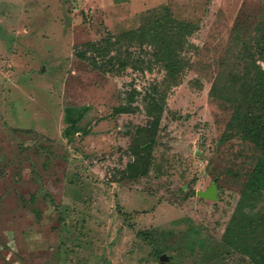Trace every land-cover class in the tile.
Returning <instances> with one entry per match:
<instances>
[{"label": "rangeland", "instance_id": "obj_1", "mask_svg": "<svg viewBox=\"0 0 264 264\" xmlns=\"http://www.w3.org/2000/svg\"><path fill=\"white\" fill-rule=\"evenodd\" d=\"M135 3L0 0V264H262L264 195L243 196L259 153L210 91L235 24L253 30L264 0ZM166 6L193 24L175 79L147 44L120 40ZM110 33L102 53L84 46ZM156 94L150 155L140 128ZM212 183L216 200L197 195Z\"/></svg>", "mask_w": 264, "mask_h": 264}, {"label": "trees", "instance_id": "obj_2", "mask_svg": "<svg viewBox=\"0 0 264 264\" xmlns=\"http://www.w3.org/2000/svg\"><path fill=\"white\" fill-rule=\"evenodd\" d=\"M146 21L138 28L125 31L120 40L129 43L140 41V45L147 44L150 54L159 63L166 76L172 79L182 72L189 58L183 53L194 47L189 36L193 33V24L186 20L176 18L170 7L162 10H150L147 12ZM244 26L236 23L232 31L231 44L228 50L232 55L224 61V68L217 74L210 91L211 98L219 99L232 108V115L228 123V129H236L241 138L250 142L258 151V157L254 162L253 169L245 184V197L264 195V19L254 26L251 31L243 32ZM119 38V37H118ZM116 39L110 33L99 42H87L84 46L102 53L105 45H114ZM117 40V39H116ZM86 51H78L77 55L89 60ZM233 58V67L229 68L226 63ZM226 64V67H225ZM147 113L152 118L149 127H141V131L147 132L155 137L157 128L167 104L164 96L156 94L149 97ZM132 105H120L114 108L116 114H128L132 112ZM151 138V137H150ZM154 139L144 150L151 148ZM140 152L136 147V154ZM149 162V161H148ZM149 172L146 166L143 174ZM258 226L260 239L258 241V252L260 262L264 264V219ZM261 231V233H260ZM235 236V229L229 226L225 237L226 241Z\"/></svg>", "mask_w": 264, "mask_h": 264}, {"label": "water", "instance_id": "obj_3", "mask_svg": "<svg viewBox=\"0 0 264 264\" xmlns=\"http://www.w3.org/2000/svg\"><path fill=\"white\" fill-rule=\"evenodd\" d=\"M197 195L203 198H210V199L216 200L217 199L216 184L212 183V185L208 189L197 191ZM171 259H172V256H169L167 254H162L159 257L160 264H166L167 261H170ZM170 264H175V262H171Z\"/></svg>", "mask_w": 264, "mask_h": 264}, {"label": "crops", "instance_id": "obj_4", "mask_svg": "<svg viewBox=\"0 0 264 264\" xmlns=\"http://www.w3.org/2000/svg\"><path fill=\"white\" fill-rule=\"evenodd\" d=\"M112 2H116V0H111ZM136 1V0H135ZM134 0H130L131 3L136 4Z\"/></svg>", "mask_w": 264, "mask_h": 264}, {"label": "flooded vegetation", "instance_id": "obj_5", "mask_svg": "<svg viewBox=\"0 0 264 264\" xmlns=\"http://www.w3.org/2000/svg\"><path fill=\"white\" fill-rule=\"evenodd\" d=\"M171 262H175L173 257H172V259L170 261H167L166 264H170Z\"/></svg>", "mask_w": 264, "mask_h": 264}]
</instances>
